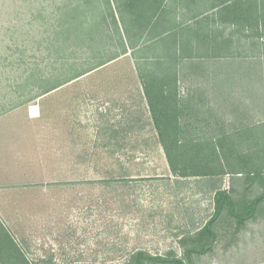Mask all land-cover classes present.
<instances>
[{
  "label": "rangeland",
  "instance_id": "374dc122",
  "mask_svg": "<svg viewBox=\"0 0 264 264\" xmlns=\"http://www.w3.org/2000/svg\"><path fill=\"white\" fill-rule=\"evenodd\" d=\"M122 1L110 3L123 32ZM164 2L163 19L179 23L177 44L148 37L100 65L122 50L105 0H0V224L10 236L0 231V264H122L138 249L179 257L182 233L213 213L212 188H232L240 201L262 190L244 178L251 164L264 168L254 150L232 164L241 173L173 175L140 78L156 80L160 62L175 64L191 138L222 134L246 154L256 141L248 131L264 144L262 18L211 8L215 0ZM234 224L224 210L213 250L194 262L264 264V201L239 231Z\"/></svg>",
  "mask_w": 264,
  "mask_h": 264
},
{
  "label": "trees",
  "instance_id": "16d2710c",
  "mask_svg": "<svg viewBox=\"0 0 264 264\" xmlns=\"http://www.w3.org/2000/svg\"><path fill=\"white\" fill-rule=\"evenodd\" d=\"M105 1L106 10L109 12V14L107 12L108 17L114 25L115 35L122 45V50H120L119 54L115 52L116 54L112 57L100 62V65L126 53L128 48H133V50L136 49L139 45V41L142 43L151 38L155 39L157 42L163 41L166 47L171 45L170 42L177 44L171 40L172 37L174 38L177 36H174V34L177 33L171 32V30L173 28H179V26H177L179 23L176 21L173 23L170 19H163L164 15L162 12L165 7L164 0H124L122 3L120 2L117 4L123 32L119 28L117 17L115 16L114 10L111 8L110 0ZM228 1L230 0H215L210 7L216 8L218 5H225L220 11L224 9L230 10L231 8V10L233 9L232 12L237 17L240 16L247 20L254 18L255 22L258 17H261L264 22V5H262V3L260 4L261 7L257 8L253 6V4L245 5L243 0H233V2L229 4H224ZM121 4L125 5V7ZM77 7L79 6H75L73 9ZM122 11H128L129 17L122 14ZM206 18L207 17L200 18L197 22L199 20L203 21ZM95 25L99 28V23ZM147 27L149 29H147ZM151 27L158 28L154 32H151ZM96 31L98 32V30ZM188 42H192L191 38L188 39ZM146 48L148 49L149 47ZM173 49L169 57L171 61L177 63V59L182 56L180 54L176 55L179 49ZM173 66L168 68L167 64L160 62V66H158L160 75L158 74L159 76L156 80H149L146 78V75L140 71L143 92L146 96L148 107L153 118L159 143L164 152L168 169L173 175L176 177L195 176L213 177L216 179V175H222L224 173L232 175L241 173L242 171H239L240 169L232 164L241 161L245 155L255 154V151L257 154L264 155V144H258V133L253 134L252 131H248L250 133L245 134V139H254L256 141H249L250 143L246 146H248L250 150L246 154L241 155L237 154L238 151L234 150L236 144L231 141L228 143L225 139L226 137L222 134L210 133L207 135V131H205V133H201L202 135H196L197 139L191 138V121L182 115L184 103L182 99L177 96L175 75L177 70L176 65L174 64ZM93 68H95V66L90 68V70ZM169 71L172 73H169ZM83 73L84 72L77 71L67 80L48 82L44 88H41L42 91L39 92V95L47 93ZM192 98H194L192 95L187 97L189 103ZM251 150H254V152ZM251 165L249 169H244L245 181L250 182V184L255 181L259 182L262 190L252 198L242 199L240 201L232 195L234 191L232 188H212L213 213L202 225L189 228V231H184L182 233L179 239V244L182 247V256L177 257L173 252H168L166 255L151 254L145 250L138 249L130 254L128 261L122 264H196L194 262L195 255L200 256L213 250L214 244L218 238L216 221L224 210L234 219L235 232L239 231L247 220L256 216L260 203L264 201V168L258 166L256 163ZM0 231L5 233V236L8 238L10 237L5 227L1 224ZM4 240L5 239L0 238V243H3ZM5 242L6 241H4V243ZM10 243H12L13 251H15L13 253L14 256L20 259H22L21 256L24 258L20 248L13 244L12 238ZM26 264L28 263L26 262Z\"/></svg>",
  "mask_w": 264,
  "mask_h": 264
}]
</instances>
